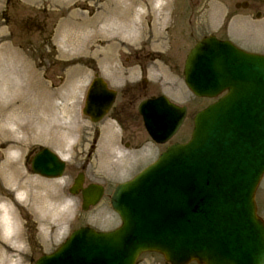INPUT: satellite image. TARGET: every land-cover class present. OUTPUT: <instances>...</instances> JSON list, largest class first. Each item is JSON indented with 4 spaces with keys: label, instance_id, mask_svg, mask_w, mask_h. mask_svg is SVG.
<instances>
[{
    "label": "water",
    "instance_id": "water-1",
    "mask_svg": "<svg viewBox=\"0 0 264 264\" xmlns=\"http://www.w3.org/2000/svg\"><path fill=\"white\" fill-rule=\"evenodd\" d=\"M184 78L197 97L227 93L196 116L188 143L168 147L116 187L110 203L120 228L109 233L80 228L36 264H135L143 253H158L169 264H264V223L254 202L264 175V57L204 39L190 51ZM112 101L113 94L96 80L83 113L98 122ZM139 111L158 143L175 133L184 116V109L164 99L143 103ZM31 169L58 178L64 163L44 149ZM82 183L79 175L69 192L82 191L87 211L103 190L95 185L82 190Z\"/></svg>",
    "mask_w": 264,
    "mask_h": 264
},
{
    "label": "rangeland",
    "instance_id": "rangeland-1",
    "mask_svg": "<svg viewBox=\"0 0 264 264\" xmlns=\"http://www.w3.org/2000/svg\"><path fill=\"white\" fill-rule=\"evenodd\" d=\"M106 1L108 0H0V60L1 55L7 52L22 54L25 63L36 74L35 81L49 95L43 101L46 105H40L41 101L32 96L30 89L25 91L27 100L31 102L35 99V104H31L36 106V113L48 121L47 127H52L61 135L54 144H51V137H47L45 141L27 142L24 151L17 156L18 168L26 180L40 186L38 192L46 210H33V195L10 190L0 176V197L7 204L9 217L14 223V232L10 237L15 238L13 241L16 240L20 248L14 259L18 261L23 256L24 264H35L41 256L52 253L72 231L80 227L88 226L102 232L119 227L120 220L110 206L114 188L135 175L158 155V148L150 145H145L138 152H121L119 158L116 154L109 157L106 155L108 146L105 140L107 135L113 132L114 135L117 134L115 126L106 120L92 124L81 113L85 93L94 74L119 89L117 87L124 82V77L130 81L138 78V74L131 71L133 69H126L131 66L132 51H157L176 55L181 67L178 71H169L165 63L162 66L155 61L149 66L146 79L156 87L153 92L158 91L178 105L188 107L189 116L181 131V135L188 136L194 113L211 102L195 99L183 81L181 65L195 42L200 41L203 36L213 34L218 39H230L241 50H251L245 52L254 54L264 51V4L260 9V21H250L251 17L246 16L248 11L233 7L234 3L244 0H166L168 9L165 12V24L154 28L152 14L149 15L147 10L143 11L140 23L145 35L132 47L105 51L103 61L96 56L106 46L100 39L92 41L89 46L92 49H88L84 46L85 42L80 41L62 49L59 45L61 35L68 32L84 39V33L71 31L70 28H77L82 19L87 20L99 13ZM136 10L139 12V9ZM227 10L232 13L224 21ZM234 14L238 15L232 18ZM156 35H159V39L154 43ZM126 59L129 60L128 63ZM6 64L7 62L1 64L0 61V69L5 68ZM72 73L76 74L75 78L70 77ZM15 105L16 102L10 104L12 108ZM49 140L50 143L47 142ZM41 148L66 155L67 168L62 178L47 180L32 173L31 158ZM4 160L0 156V162ZM115 160H120V163L115 164ZM82 167L85 184L94 183L104 187V195L99 204L85 212L81 210L80 196L68 193ZM53 196L55 200H51ZM255 201L257 213L264 220V177L256 191ZM61 216H64L66 222L61 230H57L60 233L52 237L58 226L55 222ZM1 235L0 226V242H4ZM137 264L166 263L157 254H145Z\"/></svg>",
    "mask_w": 264,
    "mask_h": 264
},
{
    "label": "bare ground",
    "instance_id": "bare-ground-1",
    "mask_svg": "<svg viewBox=\"0 0 264 264\" xmlns=\"http://www.w3.org/2000/svg\"><path fill=\"white\" fill-rule=\"evenodd\" d=\"M136 9H139V12ZM167 9L166 0H116L114 2L108 0L95 16L87 20L82 19L77 28H70L71 31L84 33L86 35L84 39H81L79 35L76 36L67 32L61 35L59 45L65 49L80 41V43L85 42V47L92 49L89 46L94 42L93 40L100 39V42L106 43V46L100 50L101 53L95 54L100 61H103V57L106 56L105 51L132 47L145 35V30L140 23V19L144 15L143 11L147 10L149 15L152 14L153 26L156 28V26L160 27L165 24L164 18ZM157 39H159V35L155 36L153 42H157ZM1 58V64H5V62L7 64L5 68L0 69V149H3L0 151V156L5 159L0 162V176L10 190L14 192L24 191L33 195V210L41 212L46 210V207L38 192L40 186L26 180L18 168L17 156L24 151L27 142L45 141L47 137H51V142H53L51 144H54L60 134L51 126V128L47 127L48 121L36 113V106L32 105L35 104L33 101L35 99L31 102L27 100L25 91L30 89L32 96L34 95L37 100L41 101L40 105H46L43 101L49 95H46V92L41 90V84L35 81L36 74L25 63L22 54L11 51L2 54ZM75 76V73L70 74L71 78H75ZM14 102L16 105L12 108L10 104ZM47 142L50 143V140ZM60 155L63 159H67L64 153ZM51 200H55L54 196L51 197ZM49 209L50 207L47 208V210ZM67 209H69L68 206ZM9 215L8 206L0 197L1 237L5 242H0V264L11 262L15 253L20 250L16 240L13 241L15 238L10 237L14 232V223H12ZM65 222L64 216L58 218L55 222L58 226L52 233V237L60 233L57 230H61V226Z\"/></svg>",
    "mask_w": 264,
    "mask_h": 264
},
{
    "label": "flooded vegetation",
    "instance_id": "flooded-vegetation-1",
    "mask_svg": "<svg viewBox=\"0 0 264 264\" xmlns=\"http://www.w3.org/2000/svg\"><path fill=\"white\" fill-rule=\"evenodd\" d=\"M246 1L247 5L245 10L251 11L253 15L258 14L261 6L264 4L263 0ZM243 8L240 6V9ZM159 54L161 53L156 51L131 52L132 68L136 70L138 78L134 81L123 82L119 87L120 89L116 90L115 102L107 116L108 119L117 126V134L111 136L109 140V154L138 152L145 145L158 148V151L163 147L154 144L150 140L136 109L140 101L161 95L158 91L153 92L152 90L156 89V87L146 81L149 66L153 65L155 60H158L162 66L163 63H165L164 65L167 66L169 71H178L181 68L179 64L180 60H178L176 55L173 56L168 53ZM143 81H145V83H143ZM181 131L182 128L177 133L178 142L183 140ZM164 149L165 147H163V150Z\"/></svg>",
    "mask_w": 264,
    "mask_h": 264
},
{
    "label": "clouds",
    "instance_id": "clouds-1",
    "mask_svg": "<svg viewBox=\"0 0 264 264\" xmlns=\"http://www.w3.org/2000/svg\"><path fill=\"white\" fill-rule=\"evenodd\" d=\"M8 264H24L23 256H21L18 261L13 259L11 262H8Z\"/></svg>",
    "mask_w": 264,
    "mask_h": 264
}]
</instances>
